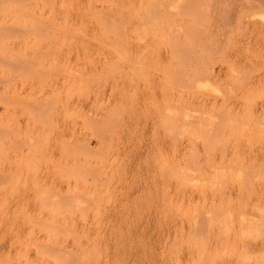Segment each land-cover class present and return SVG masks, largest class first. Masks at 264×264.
I'll use <instances>...</instances> for the list:
<instances>
[{
	"label": "rangeland",
	"instance_id": "1",
	"mask_svg": "<svg viewBox=\"0 0 264 264\" xmlns=\"http://www.w3.org/2000/svg\"><path fill=\"white\" fill-rule=\"evenodd\" d=\"M0 264H264V0H0Z\"/></svg>",
	"mask_w": 264,
	"mask_h": 264
},
{
	"label": "bare ground",
	"instance_id": "2",
	"mask_svg": "<svg viewBox=\"0 0 264 264\" xmlns=\"http://www.w3.org/2000/svg\"><path fill=\"white\" fill-rule=\"evenodd\" d=\"M245 253H246V252H244L243 255H245ZM234 254H236V253H234ZM249 255H250V254H249ZM236 256H239V254L236 255ZM246 256H247V258L249 257V256H248V252H247V255H246ZM244 257H245V256H244ZM252 257H254V256H252Z\"/></svg>",
	"mask_w": 264,
	"mask_h": 264
}]
</instances>
